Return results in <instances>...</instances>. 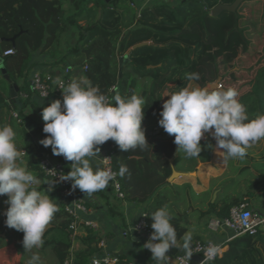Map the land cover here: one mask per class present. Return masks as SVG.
<instances>
[{"label": "trees", "instance_id": "trees-1", "mask_svg": "<svg viewBox=\"0 0 264 264\" xmlns=\"http://www.w3.org/2000/svg\"><path fill=\"white\" fill-rule=\"evenodd\" d=\"M234 2L178 0L175 5L162 3L137 10L132 6V0H112L109 3H102L101 0H0V57L16 84L26 80L32 56L40 53L51 59L52 67L63 71L70 68L65 84L73 78L86 76L110 97L114 91L122 98L135 92L145 100L142 122L152 117L161 118L165 87L172 84L175 92L179 91L190 82L186 74L195 72L205 59L213 58V63L220 60L221 67L227 71L220 75L221 87L236 88L249 119H254L264 114V0L244 1L236 12L224 11L219 16L211 14L218 4ZM65 3L68 8H65ZM83 21L85 24H82ZM73 27L77 29V38L73 45L64 48L61 38ZM14 36L16 39L12 42ZM137 44L142 45L133 48ZM216 45L219 55L214 53ZM238 47H243L242 51L239 52ZM83 49H90L87 58ZM9 50L13 52L8 53ZM121 57L127 59L122 65V76L119 75ZM52 73L55 75V72ZM139 79L147 81L138 93ZM22 90L31 92L30 86L20 87ZM51 97L63 101L62 91ZM8 98L7 80L0 77V109L8 105ZM31 98L33 96L25 103L40 114L43 107L50 104L39 105ZM203 143L205 141L201 140L200 144ZM160 146L171 148L173 152L172 143L158 141L155 156L159 155ZM112 156L124 197L143 203L145 213L167 205L174 217L173 224L177 225L178 238L189 231L191 216L199 214L200 217L215 215L224 218L229 215L232 206L247 202L246 196L250 197L259 189L264 193L262 159L256 162L259 174L253 173L250 166L239 168L235 177L221 184L214 200L209 199L210 189L204 194L205 199L199 208L190 213L196 191L189 183L170 184L166 180L170 174L167 165L158 164L150 176H160L161 179L149 196L132 197L125 186L126 173L123 176L119 173L122 167L127 168L137 158L132 150L122 152L118 147ZM186 158L183 154V159ZM195 160L197 162V158ZM247 160L245 157L242 161ZM188 170L193 171V168ZM41 177L46 176L42 173ZM49 180L56 186L52 179ZM244 189L247 190L245 193L241 191ZM54 202L59 207L51 221L56 236L51 240H46L44 236L43 240L52 249L58 263L65 264V257L73 245L69 229L72 218L63 202ZM181 203L186 204L185 208H181ZM5 211L0 201V233L6 234L0 237V247L6 239L23 241L24 235L6 225ZM147 222L151 228L150 215H147ZM99 238L97 233L88 229L83 245L74 251L72 264H89L95 253H103L97 246ZM198 241L199 237L192 234L191 248ZM168 252L174 256L185 254L176 248H170ZM118 255L120 260L116 264H131L125 255ZM142 264H156V261L149 254V262ZM209 264H264V237L246 235L235 238L229 242L223 256Z\"/></svg>", "mask_w": 264, "mask_h": 264}, {"label": "clouds", "instance_id": "clouds-1", "mask_svg": "<svg viewBox=\"0 0 264 264\" xmlns=\"http://www.w3.org/2000/svg\"><path fill=\"white\" fill-rule=\"evenodd\" d=\"M186 79L197 81L200 76L192 72L186 74ZM55 84L62 91L63 101L56 99L43 107V132L48 135L40 143L51 146L54 155H62L71 162L70 171L60 180H70L73 190L78 188L92 196L113 180L110 172L91 166L90 161L100 156L98 146L113 140L122 152H127L148 145L142 127L145 100L135 92L124 98L119 94L109 98L86 76L73 78L67 84L57 78ZM239 95L234 87L210 89L189 84L166 94L169 98L163 103L158 123L174 136L177 151L187 158L199 157L200 141L210 133L225 161L244 159L248 148L264 140V114L249 119ZM15 138L11 125H0V196L6 195L9 205L4 213L5 223L23 232L25 253H32L26 264H42L33 250L43 246L45 230L59 207L49 192L37 187L40 181L24 163ZM207 147L213 146L209 143ZM126 172L127 168L122 167L119 174ZM49 190L52 191L51 187ZM143 215L151 216L153 231L142 247L151 251L156 264H170V248L191 254L192 233L185 232L178 238L167 205ZM203 251V264L219 255L213 244Z\"/></svg>", "mask_w": 264, "mask_h": 264}, {"label": "crops", "instance_id": "crops-1", "mask_svg": "<svg viewBox=\"0 0 264 264\" xmlns=\"http://www.w3.org/2000/svg\"><path fill=\"white\" fill-rule=\"evenodd\" d=\"M177 2L171 0H137V5L133 2L131 4L133 6H137V10H140L141 8H144L146 6H153L162 3L175 5ZM238 51H241L240 47H238ZM89 54L90 51L88 54H86V58L89 56ZM209 62L210 60L206 59L200 66H204ZM50 63L51 59H48L47 56H44L40 53H35L32 56L31 67L27 72L26 80H20L17 84L19 87V94L16 102L14 103H10V85L7 82L9 93V98L7 99L8 105L3 109H0V125L8 124L14 128L16 132L15 139L18 149L20 151H26V155L23 156V161L27 164L28 169L32 171L40 181V184L37 187L41 188L45 192H49L51 198H53L54 201L59 200L65 205H72L73 200L62 198L59 194V191L57 190L58 187L56 188L53 182L49 180V177H41L42 172L39 169V161L45 155L50 156L55 161L61 162L67 172L70 171L71 162L67 161L62 155H54L52 153L51 146L44 147L40 143V141L47 136V134L43 132L45 122L42 119V114L34 110V108L29 103H25V101L28 99H22L20 97V93L22 91H25H20V87L24 88L28 86L29 88V86L31 85L32 76L36 71H39L42 74L52 73L53 71L55 72L56 77L62 75L63 69H56V67H52ZM220 63L221 61L218 60L217 64H214L217 66L218 64L220 65ZM1 75L0 77L4 78L2 72ZM146 81L147 79L139 80L137 89L138 93L141 91L142 86L146 83ZM217 81H221V79L218 78ZM189 84L198 86V80L190 81L188 85ZM207 87L210 89H216L215 85L213 88L210 85H207ZM172 92H175L174 85L171 84L168 85V87L164 88L163 103L169 98L168 96H166V94H170ZM117 94L118 92L114 91L112 97ZM31 99H33L37 104L43 105L44 103H51L53 100H56L57 97L40 98L34 96ZM16 112L19 114V119L14 117V113ZM158 121V117H152L149 120L142 122V127L145 129V136L148 145L142 149L137 148L132 150L134 152V156L137 158V161H133L128 164L125 176V186H127L129 192L131 191L130 194L132 197L144 198L146 196H149L158 186L161 177H150L155 171V168L158 164H161L162 166L167 165L170 168V174L166 178V180L170 182V184L183 185L185 183H189L195 189L196 196L203 195L211 189L212 191L209 199L212 198V200L217 197V194L220 191L221 184L235 177L239 168L250 166V169L253 173H260L256 167V162L261 161L262 159H264V157L257 158L255 156L248 155L246 156L248 157V160L245 162L242 161L245 158L239 160L236 159L233 161H225L220 155L222 149H216V141L210 133H206L205 137H203L201 140H209L212 143L213 151L211 157L205 161L198 157L193 171H190L186 168L181 169L178 166L176 160L178 155V146L174 143V136L166 133L163 127L159 125ZM158 141L172 143L173 152L171 148L160 146L162 148L160 149L159 155L155 156L158 147ZM112 143L115 142L113 140H109L103 145L98 146L100 148V156L93 158L90 161L93 168H98L99 170L104 171L101 164V158L106 153L110 152V146ZM116 146L119 148L117 144ZM201 162L202 164H200ZM176 171L184 173L182 174L183 176L173 178ZM49 187H51L52 189L51 192L49 190ZM241 191H244L245 193L247 190L244 189ZM75 193L78 200H81L89 208V213L85 215V218L92 219L98 222L100 226V234L98 235L100 236V238H106L107 252L125 255L131 262L141 264L149 262V252L146 248L142 247V245L144 244L142 241L134 237L124 238L122 236V232L126 230L131 224L135 223L144 212L143 203L126 199L125 197L119 198L114 190L112 182L109 183V186L106 189L96 192L92 196H88L78 188L75 189ZM246 198H248L247 202L249 204V209L259 215L264 216V193L262 192V190L259 189L251 194L250 197L246 196ZM6 200V195L0 196V201L3 207L7 209L9 205L6 203ZM198 208V202H194L193 209H190V213H192L194 209ZM202 208L205 209L206 207L203 206ZM208 217L209 216H206V218ZM213 217H215V215L210 216V218ZM202 218L203 217H200L198 214L191 216L189 218L190 223L188 225L189 231H191V233L195 236H198L199 241L202 242L211 241L217 244H223L224 242H226V240L230 237V233L224 229H220L216 232L211 231L208 228V225L205 226V224L202 223ZM52 227H54V224H52ZM87 231H83L82 235L76 237L72 235L73 245L70 253L73 254V257L74 251L78 247L83 245L82 240L87 235ZM13 242L19 241H9L8 239H6V243L0 247V259L8 258L10 262L11 260H13L12 257H9V254H7V252L10 251L13 247Z\"/></svg>", "mask_w": 264, "mask_h": 264}, {"label": "built area", "instance_id": "built-area-1", "mask_svg": "<svg viewBox=\"0 0 264 264\" xmlns=\"http://www.w3.org/2000/svg\"><path fill=\"white\" fill-rule=\"evenodd\" d=\"M177 2L178 0H171ZM13 50H9L8 53H12ZM70 68H66L62 75L56 77L53 73L42 74L36 71L31 79L30 91H22L20 97L22 99H28L31 96H37L40 98H49L52 95L58 94L61 90L55 84L57 78L63 80L69 73ZM57 87V88H56ZM111 98L110 96H108ZM14 117L19 119V114L14 113ZM48 135V134H47ZM117 148L115 143L110 146V152L106 153L101 158V164L104 171H108L113 175L111 181L114 186V190L119 198H124L121 184L118 179V172L113 168V156L112 152ZM23 156L26 155L25 150H21ZM40 171L47 177L51 178L56 186L58 187L59 194L62 198H68L73 200V204L65 205V209L71 216L72 221L70 222L69 229L74 237L82 235L83 231L91 229L93 232L100 234V226L97 221L92 219H86L85 215L89 213V208L81 200H78L75 190L72 189V182L70 180H60V176L66 174V169L61 162L55 161L48 155L43 156L39 161ZM179 175L178 177H182ZM141 214L139 219L131 224L126 230L122 232L124 238L134 237L143 243L150 239L152 229L149 227L147 222V215ZM208 228L216 232L220 229L227 230L230 233V237L223 244H217L215 242H202L198 241L191 248V254L186 253L179 256H174L171 253H167L170 257V264H203L204 261V249L210 244L218 247L219 255L216 257H222L229 247V241L234 238L243 237L246 235L264 237V216L259 215L249 209L248 202H240L231 207L229 215L224 218L213 217L208 223ZM107 240L104 237L99 238L97 246L103 253H95L91 258L89 264H116L120 257L118 254L110 253L106 251ZM148 250V249H147ZM149 254L152 255L151 251L148 250ZM194 255H201L203 260L192 263ZM73 254L68 253L65 257V264H72ZM215 259V260H216ZM214 261V260H213ZM131 264H139L131 262Z\"/></svg>", "mask_w": 264, "mask_h": 264}, {"label": "rangeland", "instance_id": "rangeland-1", "mask_svg": "<svg viewBox=\"0 0 264 264\" xmlns=\"http://www.w3.org/2000/svg\"><path fill=\"white\" fill-rule=\"evenodd\" d=\"M137 1V0H136ZM135 0H132L133 3H135L137 5ZM101 2L103 3L104 1L101 0ZM130 3V2H129ZM126 5V4H125ZM65 8H68V4H64ZM133 6V5H132ZM135 8H137V6H133ZM212 14V11H211ZM82 24H85L84 21L82 22ZM249 37V36H248ZM250 37H252V35H250ZM77 38V29L76 28H72L70 31H68L67 33H65L62 38H61V45L66 48L68 45H73L75 40ZM217 46V45H216ZM243 47H241V51H242ZM218 46L214 49V53L218 54ZM219 55V54H218ZM213 59V58H212ZM212 59L209 58L210 62L206 65H202V66H198L199 68L196 69V73L199 74L200 79L198 80V86L199 87H207V85H215V88H222L220 81H217L218 78L221 79L220 75L225 74L227 71L225 69H223V67H221V65H215L212 62ZM206 60V59H205ZM217 64V62H216ZM140 80V79H139ZM138 80V83H139ZM210 83V84H208ZM175 88V87H174ZM211 143L209 140H206L205 143L201 144L202 148H201V152L199 153V157H201L202 160H204L207 157H210L212 155V151H213V147L209 148L207 147V145ZM212 145V143H211ZM213 146V145H212ZM252 155L255 156L257 158H263L264 157V140H261L259 142H257L256 144H254L253 146H251L250 148L247 149V155ZM248 158V157H246ZM196 158H186L183 159V153L179 152V154L177 155V164L181 169H192L194 168V166L196 165ZM230 161L236 160V159H229ZM239 160V159H237ZM206 195H200V196H195L193 197L195 200L194 202H198V206L199 204H201L204 199H205ZM181 208H185L186 204L181 203L180 204ZM190 212V209H189ZM199 215V214H198ZM202 223L205 224V226L208 225V221L211 219L210 217L206 218V216H202ZM53 227H49V229L46 231V233L44 234L45 239L46 240H51L54 236H56V232L52 230ZM22 251V252H20ZM33 251L37 252L39 254V256L41 257V262L42 264H59L58 260L56 258V256L54 255L52 249L46 245V243H43V246L39 249H34ZM7 254H9V257H12L13 260H10L8 258L5 259H0V264H26L27 259L30 257V255L32 253H25V249L23 247V243L22 241L19 242H13V247L11 248L10 251L7 252Z\"/></svg>", "mask_w": 264, "mask_h": 264}, {"label": "water", "instance_id": "water-1", "mask_svg": "<svg viewBox=\"0 0 264 264\" xmlns=\"http://www.w3.org/2000/svg\"><path fill=\"white\" fill-rule=\"evenodd\" d=\"M103 1L106 3H109L112 0H103ZM244 1H247V0H235V2L233 4H218L216 7L213 8L212 15L213 16H219L224 11L236 12L238 7L240 6V4ZM15 39H16V36L11 38V41L14 42ZM140 45H142V44H137V45L133 46V48L140 46ZM83 51L86 54H88L90 49H84ZM126 60L127 59L125 57L120 58V65H121V68L119 71L120 76H122V65L124 64V62ZM0 67H1V72L4 76V78L7 80V82L10 85V99H11L10 103H14V102H16L18 94H19V87L16 83H13L10 75L8 74L6 67L3 65V58L2 57H0ZM211 87L213 88L214 85H212ZM200 164H202V162ZM182 174H184V173H180V172L176 171L175 176L173 178L178 177L179 175H182ZM51 226H52V224L50 223L49 226L46 228L45 233L49 229V227H51ZM173 226L176 227L177 225L173 224ZM4 236H5L4 233H0V237H4ZM202 260H203V258L201 255H194L191 261H192V263H195L196 261H202Z\"/></svg>", "mask_w": 264, "mask_h": 264}]
</instances>
